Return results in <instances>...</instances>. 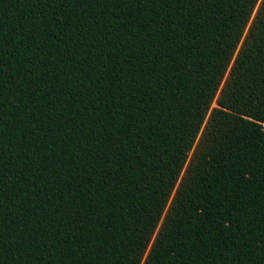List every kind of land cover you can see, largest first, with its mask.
Masks as SVG:
<instances>
[{
  "label": "trees",
  "instance_id": "16d2710c",
  "mask_svg": "<svg viewBox=\"0 0 264 264\" xmlns=\"http://www.w3.org/2000/svg\"><path fill=\"white\" fill-rule=\"evenodd\" d=\"M0 264H264V0H0Z\"/></svg>",
  "mask_w": 264,
  "mask_h": 264
},
{
  "label": "rangeland",
  "instance_id": "374dc122",
  "mask_svg": "<svg viewBox=\"0 0 264 264\" xmlns=\"http://www.w3.org/2000/svg\"><path fill=\"white\" fill-rule=\"evenodd\" d=\"M215 106V104H214V102L212 103V105H211V107H214ZM191 153V152H190ZM190 155V154H189Z\"/></svg>",
  "mask_w": 264,
  "mask_h": 264
}]
</instances>
